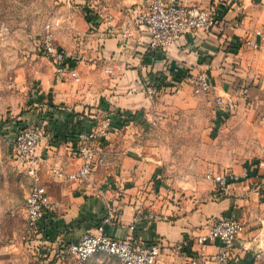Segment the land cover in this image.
<instances>
[{
	"label": "crops",
	"instance_id": "1",
	"mask_svg": "<svg viewBox=\"0 0 264 264\" xmlns=\"http://www.w3.org/2000/svg\"><path fill=\"white\" fill-rule=\"evenodd\" d=\"M179 1L213 9L220 28L187 32L169 48L149 49L146 31L133 19L143 6L141 1L125 17L98 12V24L91 25L96 58L85 62L67 54L70 70L79 80L66 75V83L59 89L67 93L47 92L46 98L57 106L49 108L48 120L37 123L45 124L47 141L63 140L59 151L51 143L36 155L40 182L50 200L58 203L55 210L45 213L37 232L36 239L49 254L53 255L58 245L74 242L83 233H95L101 227L113 238L133 236L138 243L161 239L182 246L201 264H220L217 257L223 245L217 240L200 244L197 236L206 232L209 220L228 217L242 222L244 231L228 249L227 264H264V42L257 48L246 43L258 42L255 31L264 32V0ZM106 14L112 16L113 32L103 22ZM125 28L132 33L128 39L120 36ZM202 70L209 74L212 90L195 95L182 79L187 72ZM149 86L159 88L156 96L160 97L149 96ZM183 86L195 96L191 110L208 116L210 130L217 125L211 133L213 140L208 141L212 153L204 162L211 163L209 169L214 174L231 171L240 178L224 193L193 173L185 177L188 181L169 176L159 166L146 164V158L136 150L142 146L149 117L157 110L155 100L167 93L182 97ZM218 98L224 102L220 107L215 103ZM105 114L112 117L113 127L98 152L103 155L100 167L108 163L111 168L98 177L109 179L110 189L99 191L95 173L89 177L93 184L53 178L51 164L65 172L80 167L81 160L70 155L75 146L72 134L93 128ZM19 127L10 125L7 139ZM122 154H126L123 162L118 158ZM197 162L192 167H197ZM132 163L137 165L129 170ZM148 167L152 173L145 171ZM150 178L156 191L176 189L190 195L173 206L172 216L159 217L142 207L146 203L143 187ZM71 224L76 225L72 232ZM183 263V257L173 254L166 261Z\"/></svg>",
	"mask_w": 264,
	"mask_h": 264
},
{
	"label": "rangeland",
	"instance_id": "2",
	"mask_svg": "<svg viewBox=\"0 0 264 264\" xmlns=\"http://www.w3.org/2000/svg\"><path fill=\"white\" fill-rule=\"evenodd\" d=\"M139 1L144 5L149 0ZM137 2L138 0H0V264H74L71 260L58 263L44 244L36 239L37 233L28 229L24 200L31 180L26 167L8 146L6 130L12 124L22 126L35 124L40 120L45 122L51 116L49 108L55 105L51 99L46 98L47 92L53 90L55 95L67 93L66 89H59V86L66 83V75L55 73L50 58L44 52L46 43L70 57L72 55L89 62L96 58L92 47V26L98 12L110 11L125 17L129 9L137 6ZM88 16L93 18L91 22ZM90 85L93 86L94 83ZM83 88L87 89L86 84ZM187 90L186 86L182 87V97L167 93L155 100L157 110L149 117L142 138L139 137L142 139V146L136 149L146 158L143 159L146 164L157 165L162 172L169 176H180L185 181H188L185 177L189 173L198 178L214 173L209 169L211 163L204 161L212 153V147L208 145L213 140L211 133L217 127L216 125L210 130L207 127L210 122L208 116L191 110L195 96ZM51 143L59 151L63 140H44L38 145L36 155L41 147ZM70 155L73 157V154ZM96 157L100 162L95 164L91 172L96 174V182L89 180L91 174L84 180L69 181H93L101 189L99 191L106 190V187L110 189V180L98 176L110 171L111 167L108 163L100 167L104 164L101 152H97ZM118 158L123 162L126 154ZM140 158L134 157V160ZM198 159L201 162H197ZM194 162H197V167H192ZM132 164L129 170L137 165ZM56 168L62 170L56 164L49 165L53 178L56 176L52 171ZM150 168L145 171L152 173ZM147 181L146 187H143L146 203L142 207L146 210L150 208L149 212H154L159 217L172 216L173 206L190 196L176 192V189L156 191L153 179ZM147 187L150 190H146ZM74 226L76 225H70V232L74 231ZM83 264L119 262L108 254L97 253Z\"/></svg>",
	"mask_w": 264,
	"mask_h": 264
},
{
	"label": "built area",
	"instance_id": "3",
	"mask_svg": "<svg viewBox=\"0 0 264 264\" xmlns=\"http://www.w3.org/2000/svg\"><path fill=\"white\" fill-rule=\"evenodd\" d=\"M133 19L137 26L146 31L149 49L169 48L179 41L181 35L187 32L220 28L213 9L199 8L179 0H149ZM111 21L110 14L103 17V22L107 24L109 32H113ZM131 35L128 28L120 33L123 39H128ZM254 35L258 38V42L247 40L246 43L257 48L264 42V32L257 30ZM44 52L50 58L56 74L69 75L74 80H79L78 74L70 70V57L67 53L50 43L45 44ZM182 80L195 95H204L212 90L211 79L206 71L187 72ZM146 92L149 96H156L160 89L156 86H149L146 88ZM215 103L218 107L224 104L220 98L215 100ZM112 125V117L105 114L98 118L93 128L78 130L74 137L75 146L71 151L81 160L80 167L73 172H65L56 168L52 171L56 178L63 181L87 178L95 164L100 162L96 154L112 130ZM46 138L45 124L37 123L22 125L12 138L6 139L18 160L26 167L27 175L31 180L24 203L28 229L36 233L45 213L55 210L58 206L57 202L50 200L38 174L36 149ZM205 178L210 180L217 191L221 193L226 192L231 183L240 180L239 176L231 171L218 174L207 173ZM140 214V210H137V215ZM132 228L133 226H131ZM243 231L244 224L239 220L217 217L208 221L206 232L197 236V242L205 244L214 240L219 241L223 245V250L217 259L220 264H227L228 249ZM97 253L108 254L116 258L119 264H166L167 258L172 254L183 257V264H201L198 257L188 254L180 245L167 244L161 239L151 243H138L133 236L123 239L113 238L106 235L101 227H98L95 233H84L74 242L58 245L54 249L53 257L58 263L71 260L74 264H83L90 256Z\"/></svg>",
	"mask_w": 264,
	"mask_h": 264
},
{
	"label": "trees",
	"instance_id": "4",
	"mask_svg": "<svg viewBox=\"0 0 264 264\" xmlns=\"http://www.w3.org/2000/svg\"><path fill=\"white\" fill-rule=\"evenodd\" d=\"M87 15H88V14H87ZM88 20L91 22V21L93 20V18H91V17L88 16ZM93 22H94V24H98V19H95ZM158 87H160V86H158ZM46 131H47V130H46ZM75 134H76L75 132L72 134V135H73V136H72L73 140H74Z\"/></svg>",
	"mask_w": 264,
	"mask_h": 264
}]
</instances>
